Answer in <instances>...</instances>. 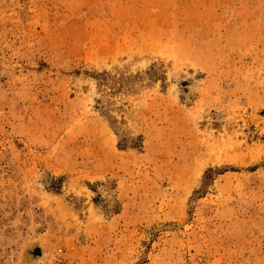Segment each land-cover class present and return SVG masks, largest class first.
I'll return each mask as SVG.
<instances>
[{
    "label": "rangeland",
    "instance_id": "obj_1",
    "mask_svg": "<svg viewBox=\"0 0 264 264\" xmlns=\"http://www.w3.org/2000/svg\"><path fill=\"white\" fill-rule=\"evenodd\" d=\"M0 264H264V0H0Z\"/></svg>",
    "mask_w": 264,
    "mask_h": 264
}]
</instances>
